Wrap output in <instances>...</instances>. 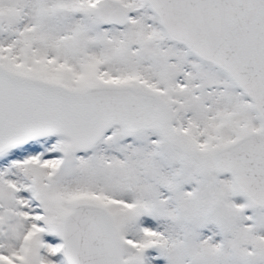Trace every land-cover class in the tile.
I'll return each instance as SVG.
<instances>
[{"label": "snow or ice", "instance_id": "snow-or-ice-1", "mask_svg": "<svg viewBox=\"0 0 264 264\" xmlns=\"http://www.w3.org/2000/svg\"><path fill=\"white\" fill-rule=\"evenodd\" d=\"M0 264H264V0H0Z\"/></svg>", "mask_w": 264, "mask_h": 264}]
</instances>
